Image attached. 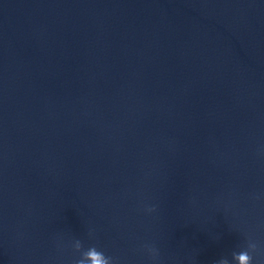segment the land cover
I'll list each match as a JSON object with an SVG mask.
<instances>
[{
	"label": "water",
	"instance_id": "95a60500",
	"mask_svg": "<svg viewBox=\"0 0 264 264\" xmlns=\"http://www.w3.org/2000/svg\"><path fill=\"white\" fill-rule=\"evenodd\" d=\"M76 241L264 264V0H0V264Z\"/></svg>",
	"mask_w": 264,
	"mask_h": 264
},
{
	"label": "clouds",
	"instance_id": "9594fccd",
	"mask_svg": "<svg viewBox=\"0 0 264 264\" xmlns=\"http://www.w3.org/2000/svg\"><path fill=\"white\" fill-rule=\"evenodd\" d=\"M75 250L77 252H81V257L76 261V264H86V262H90V264H111V259L106 257L103 252L97 250L95 246L88 248L86 251H82V244L80 241L75 242ZM251 248L255 249V245H250ZM153 256L156 255L154 249H149ZM233 259L238 261V264H251V256L247 251H242L238 254L233 255ZM219 264H228L226 259H223L219 262Z\"/></svg>",
	"mask_w": 264,
	"mask_h": 264
}]
</instances>
